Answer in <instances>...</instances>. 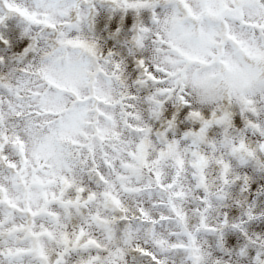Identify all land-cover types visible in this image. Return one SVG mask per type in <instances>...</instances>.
I'll use <instances>...</instances> for the list:
<instances>
[{
    "label": "clouds",
    "instance_id": "clouds-1",
    "mask_svg": "<svg viewBox=\"0 0 264 264\" xmlns=\"http://www.w3.org/2000/svg\"><path fill=\"white\" fill-rule=\"evenodd\" d=\"M0 264H264V0H0Z\"/></svg>",
    "mask_w": 264,
    "mask_h": 264
}]
</instances>
